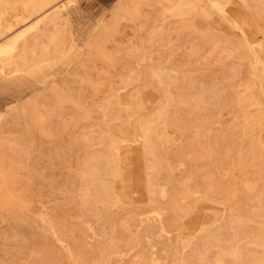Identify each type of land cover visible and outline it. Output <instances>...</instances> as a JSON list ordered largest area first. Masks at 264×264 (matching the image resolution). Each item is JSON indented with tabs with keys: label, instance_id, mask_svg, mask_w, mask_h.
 I'll list each match as a JSON object with an SVG mask.
<instances>
[{
	"label": "rangeland",
	"instance_id": "374dc122",
	"mask_svg": "<svg viewBox=\"0 0 264 264\" xmlns=\"http://www.w3.org/2000/svg\"><path fill=\"white\" fill-rule=\"evenodd\" d=\"M31 3L0 0V44ZM211 4L75 0L47 26L52 73L0 95V264H264V0L253 46Z\"/></svg>",
	"mask_w": 264,
	"mask_h": 264
},
{
	"label": "bare ground",
	"instance_id": "6f19581e",
	"mask_svg": "<svg viewBox=\"0 0 264 264\" xmlns=\"http://www.w3.org/2000/svg\"><path fill=\"white\" fill-rule=\"evenodd\" d=\"M74 1L75 0H68V4L63 2L56 6V2H58L57 0H33V3L27 5L28 10L19 14L21 16H19L18 21H22L23 23L30 21L33 16L37 17L33 23H28L29 25L26 29L22 30L21 32L18 31L19 33L0 44V87H2L0 95L5 96L6 98L3 99L4 105L18 102L22 99V93L18 91V89H20L21 85H25L24 83L27 82V78L31 80L30 88H35L39 83L38 78H41L39 75L42 72L45 73L47 70L45 73L46 75L52 73L50 70L55 64V60L57 58L44 57L41 59H34L30 56V51L32 50L33 45L46 35V32L48 31L47 26L61 23L63 27L61 31L66 30V25L68 24L67 22L70 19L71 13L73 14L75 11H77V8H73ZM218 2H220V0H211L212 4ZM226 2L230 5L226 12L232 15L238 29L244 34L249 42L252 43L253 46V44L256 42V38H258V34L260 33L258 27L259 21L257 20L253 9L248 8L249 5L247 4V0H226ZM51 4L53 5L51 6ZM51 7L54 8L51 9ZM50 9L51 11H48ZM63 11H66L68 14V19L66 20L60 17V14ZM240 14L245 18V23L239 17ZM17 16L18 15H16V17ZM7 25V29H11L12 26H14L11 22H9ZM0 26H2L1 22ZM61 31L57 30L49 34L48 37L51 44L55 43L60 37ZM0 32H2V30H0ZM71 36L73 37L72 33ZM48 46L49 43H42V49H45ZM61 51L63 54L65 53L63 49H61ZM262 70H264V68H262ZM111 142H113V140ZM116 149L121 167L124 168L125 166L134 165L135 155L130 154L124 147L122 148L119 145L116 146Z\"/></svg>",
	"mask_w": 264,
	"mask_h": 264
},
{
	"label": "snow or ice",
	"instance_id": "6c2138e0",
	"mask_svg": "<svg viewBox=\"0 0 264 264\" xmlns=\"http://www.w3.org/2000/svg\"><path fill=\"white\" fill-rule=\"evenodd\" d=\"M147 6L148 5L137 4V5H134L133 7L137 10H140V9L147 7ZM229 7H230V5L226 2V0H220V2L213 4V8L216 9L217 11H219V13L221 15H225V16H226V10ZM262 99H264V98H262ZM191 179L192 178H190L189 182H191ZM196 210L197 209H196L195 205L189 203L185 206V208L181 209L180 214L184 215L186 212H190V213L194 214ZM210 227L211 226L206 225L204 228L201 229V232L208 230ZM179 264H195V262L194 261H181V262H179Z\"/></svg>",
	"mask_w": 264,
	"mask_h": 264
}]
</instances>
